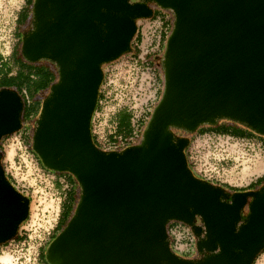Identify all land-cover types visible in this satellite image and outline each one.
I'll return each mask as SVG.
<instances>
[{
	"label": "water",
	"instance_id": "1",
	"mask_svg": "<svg viewBox=\"0 0 264 264\" xmlns=\"http://www.w3.org/2000/svg\"><path fill=\"white\" fill-rule=\"evenodd\" d=\"M153 5L173 15L160 100L141 145L100 151L90 122L102 65L131 51L137 21L151 18ZM20 54L58 72L31 149L44 168L71 174L80 188L72 216L47 246V264L254 262L264 249V185L227 203L220 186L193 176L184 153L189 140L170 129L191 134L227 120L264 137V0H33ZM22 112L17 91L0 89V141L20 130ZM29 203L0 161V245L17 235ZM172 221L191 229L202 260L172 252Z\"/></svg>",
	"mask_w": 264,
	"mask_h": 264
},
{
	"label": "rangeland",
	"instance_id": "2",
	"mask_svg": "<svg viewBox=\"0 0 264 264\" xmlns=\"http://www.w3.org/2000/svg\"><path fill=\"white\" fill-rule=\"evenodd\" d=\"M24 1L25 0H0V55L3 62L9 65H12V51L17 48L20 50L23 33L26 34L31 29L32 13L29 14L23 26H18L17 19L19 17V11L24 6ZM151 7L159 10V12L172 14L170 11L162 10L154 5ZM154 13L155 11H153V14ZM165 46L166 43L163 46L161 58L154 61L160 86L156 93V101L149 103L151 108L155 106L154 104H156L163 91L164 71L162 59ZM35 65H44L49 67L54 73L57 72L55 65L50 62L39 61L35 63ZM107 67H110V65L103 66L104 73ZM15 71L16 69L13 67L11 74L13 75ZM127 77L126 70H122L121 74L115 77V82L120 84L119 81H122V79L126 80ZM22 93L25 98L26 94H24V92ZM49 94L50 91L47 90L34 97V99L38 101V104H40V112L42 103ZM142 94L140 98L141 101L149 98L152 100L155 95V90H145ZM105 106L106 105H104L103 108ZM39 115L37 113L26 120L21 114V131L19 130L4 138L0 144V152L2 153L1 164L6 175L16 187H19L20 190H24L32 200L29 221L22 227L23 230L31 229L29 231V240L23 247H10L12 253L4 249L5 246H0V256L8 255L10 257V264H15L19 257H21L19 263L33 264V260L29 261V257H33L34 250L38 247L39 242L42 243V248L46 247L48 241L43 240L44 242H41L44 238L43 233H46L45 231L52 227L56 219L62 194L64 193L61 192V186H58L57 183L53 181V175L48 173L46 169L40 165L37 156L29 149V144H31L30 140H32L35 124ZM188 139H190L188 154L192 157L191 161L195 163L194 167L197 170H207V175L214 176V178L212 177L213 185L215 184L222 187L227 185L225 188L231 190H245L249 183L254 181L257 177L264 175V146H259L254 142L233 138L229 139L227 137L211 134L201 136L195 133L190 136L188 135ZM28 141H30V143ZM130 146L134 147V145ZM74 181L76 183L72 189L76 195L75 202L73 203V208L75 210L80 197V188L75 178ZM59 233L60 232H58L56 236ZM53 239H51L50 242ZM193 250L194 251L186 257L190 259L194 258L196 255V243H194ZM179 256L181 257V255ZM12 258L15 259L14 262L11 261ZM6 261V257L0 258V262L6 263ZM254 264H264V251L258 256Z\"/></svg>",
	"mask_w": 264,
	"mask_h": 264
},
{
	"label": "built area",
	"instance_id": "3",
	"mask_svg": "<svg viewBox=\"0 0 264 264\" xmlns=\"http://www.w3.org/2000/svg\"><path fill=\"white\" fill-rule=\"evenodd\" d=\"M153 11H155L156 13L155 16L137 21L136 35L138 34V38L136 36L134 37L131 43V51L119 57L117 60L105 64L106 66L110 65V67H107L105 73L104 70L102 71L103 80L98 93L100 95V98L98 103L96 104V108L90 122L91 137L95 141L96 148L100 151L121 152V150L126 147L130 148V145H134V147L141 145L144 131L149 124L153 109L155 108L161 97L160 96L156 104H154L155 106L151 108V105H149V103L156 101V93L159 89L158 87L160 86V84L158 83V76L156 75L154 61L158 60L162 56L165 38L168 37L169 32L173 26V15L169 13L159 12V10H156L154 8ZM122 70H126V74L128 75V77L126 78V80L122 79V81H119L120 84H118L115 82V77L121 74ZM152 89L155 90L153 99L151 100L149 98L141 101L140 98L143 95L142 93L145 90L151 91ZM25 98L26 100H28L27 96H25ZM104 105L106 106L103 108ZM122 110L130 112V133L127 136L117 134V121L115 119V116L119 111ZM227 138L230 139L231 137ZM237 140L254 142L259 146H263L256 140ZM191 158L192 157L188 154L187 150L186 163L189 166V170L192 172V174L200 180L207 181L212 184V177L214 178V176L209 174L207 175V170H197L194 167L195 163L191 161ZM46 171L53 175V181L61 185V192L64 193H61L62 198L59 203L56 219L52 227L45 231L46 233H43L44 238L41 240V242L43 240L49 242L50 237L53 234L58 222L59 213L65 193L69 188L67 187V183L64 178L58 179L52 171L47 169ZM12 185L19 193L27 197L30 203L28 217L20 225L17 232V235L18 237H20V239L14 238L8 241L6 244L0 245L5 246L4 249L9 250L10 253H12L10 247H23L29 240V231L31 229L23 230L22 227L29 221L32 203L31 198L27 193L24 192V190H20L19 187H16L13 183ZM170 224L171 225L166 229L170 249L178 257H180L179 255H181V257L188 256L191 252L194 251V243L197 242L196 237L187 225L181 222H173ZM41 248L42 243L39 242L38 247L34 250L33 257H29V261L33 260V264H44L39 259ZM20 258L21 257L16 260L15 264H23L22 262L19 263ZM11 261L14 262L15 259L12 258Z\"/></svg>",
	"mask_w": 264,
	"mask_h": 264
},
{
	"label": "trees",
	"instance_id": "4",
	"mask_svg": "<svg viewBox=\"0 0 264 264\" xmlns=\"http://www.w3.org/2000/svg\"><path fill=\"white\" fill-rule=\"evenodd\" d=\"M32 5H33V0H25L24 1V6L19 11V17L17 19L19 27H21L25 24V22L27 21V19L29 17V14L32 13L31 12L32 11ZM155 15H156V13H154L152 15V17ZM135 36L138 38V34L137 35L135 34L134 37ZM134 37H133V39H134ZM133 39L130 42V47H131V43H132ZM166 40H167V37L165 38V43H166ZM11 56L13 58L12 65H9L8 63L3 62L2 57L0 55V89L1 88H9V89H13V90L17 91V93L21 96V98L23 100L22 115L24 116V118L26 120H28L29 118L32 117V115H35L37 113L39 115V112H40V107H39L40 104H37L36 101L33 100L34 97L40 93L47 91V90L50 91L51 86L54 83H56V81L58 80V74H57V72L54 73L47 66L35 65V64H30V63L26 62L22 58V56L20 54V50L18 48L14 49L12 51ZM104 65H102V68ZM13 67H15L16 71L13 75H11V71L13 70ZM102 71H103V69H102ZM163 78H164V76H163ZM22 92H25V94H26L25 96H27V99L29 100L28 102L25 100ZM99 98H100V95L98 94L97 103L99 101ZM115 119L117 121V134L127 136L130 133V112H128L126 110L119 111L116 114ZM170 130L173 132L175 139H179V138H187L188 139V135L190 136V135L195 134V133H197L201 136L206 135V134H209V135L211 134V135H218V136H224V137H231V138H235V139H249L252 136H258L259 139H257L256 141H258L259 143H261V145L264 146V140H263L264 137L256 135L253 132L246 129L245 127L238 125L236 123L227 121V120L218 121L216 125L199 126L198 129L194 133H191V134L186 133L180 129H170ZM6 137H8V136H6ZM6 137H4V138H6ZM188 140H189V144H190V139H188ZM1 141H0V144H1ZM30 141H28V142L30 143ZM92 141H93V144L96 145L93 138H92ZM189 144L184 149L185 157H187V150H188ZM29 149L32 151L31 144H29ZM0 154L2 157L1 152H0ZM33 154L35 155L34 152H33ZM40 165L42 166L41 162H40ZM188 168H189V166H188ZM53 173L58 174V175L67 174V175L71 176V179L70 178L68 180L65 179V181L67 183V187H69V188L65 193V196H64V199H63V202L61 205V210L59 213L58 222H57V225L54 229L53 234L50 237V240L55 238L56 234L58 232H60L65 227V225L68 223L69 218L72 216V213L74 212L73 203L75 202V197H76V195L74 194V190L72 189L74 184L76 183L74 181V177L69 173H56V172H53ZM6 177L9 180V182L12 184L9 177L7 175H6ZM194 177L197 178L196 176H194ZM57 185L61 186L59 183H57ZM263 185H264V175L257 177L254 181L249 183V185L246 187V189H256L257 190ZM226 186L227 185H225L223 187H226ZM173 222H176V221H172L170 223H173ZM170 223L167 224L166 229L168 228V226L171 225ZM14 238L20 239V237H18V235H16ZM50 240H49V242H50ZM2 245H4V244H2ZM42 250H43V248L40 249L39 259L45 263V261L42 260V258H43V251ZM263 251H264V249L257 255V257L254 259V262L252 264L255 263L256 259L258 258L259 255H261V253Z\"/></svg>",
	"mask_w": 264,
	"mask_h": 264
},
{
	"label": "flooded vegetation",
	"instance_id": "5",
	"mask_svg": "<svg viewBox=\"0 0 264 264\" xmlns=\"http://www.w3.org/2000/svg\"><path fill=\"white\" fill-rule=\"evenodd\" d=\"M257 139H259L258 138V136H252V137H250L249 139H247V140H257ZM264 140V139H263ZM58 179H60V178H64V179H71V176L70 175H67V174H63V175H58V174H54ZM196 179H198V178H196ZM213 185V184H212ZM215 185V184H214ZM215 186H219V185H215ZM223 190H224V192H225V194H227V195H229V198L228 199H226L225 201L227 202V203H231V201H232V198H233V195L235 194V193H241V192H247V191H255L256 189H246V190H231V189H228V188H225V187H222V186H220ZM66 198V197H65ZM224 200V199H223ZM250 201H251V199L250 198H248L247 199V205L244 207V209L242 210V219L244 220L245 219V217L247 216V214H248V205H249V203H250ZM195 224L196 225H200V221H199V219L198 218H196L195 219ZM204 239H201V241H203ZM49 243V242H48ZM48 243H47V245H46V247H44L43 248V258H42V260H44L45 261V249H47V246H48ZM205 256V253H199L198 251L196 252V255L194 256V258L193 259H190L189 257H180V258H182V259H185V260H194V261H196V260H202V258ZM44 263V262H43ZM44 264H47L46 263V261H45V263Z\"/></svg>",
	"mask_w": 264,
	"mask_h": 264
},
{
	"label": "bare ground",
	"instance_id": "6",
	"mask_svg": "<svg viewBox=\"0 0 264 264\" xmlns=\"http://www.w3.org/2000/svg\"><path fill=\"white\" fill-rule=\"evenodd\" d=\"M1 257H6L7 261H6V263L0 262V264H10V257L8 255H2V256H0V258Z\"/></svg>",
	"mask_w": 264,
	"mask_h": 264
},
{
	"label": "crops",
	"instance_id": "7",
	"mask_svg": "<svg viewBox=\"0 0 264 264\" xmlns=\"http://www.w3.org/2000/svg\"><path fill=\"white\" fill-rule=\"evenodd\" d=\"M44 66V65H43ZM12 75V74H11ZM37 96V95H36ZM34 101H36V99H33ZM36 103L38 104V101H36Z\"/></svg>",
	"mask_w": 264,
	"mask_h": 264
}]
</instances>
